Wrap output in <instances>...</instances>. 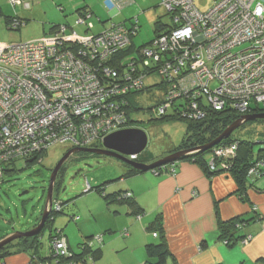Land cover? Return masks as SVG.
Here are the masks:
<instances>
[{"label": "built area", "instance_id": "built-area-1", "mask_svg": "<svg viewBox=\"0 0 264 264\" xmlns=\"http://www.w3.org/2000/svg\"><path fill=\"white\" fill-rule=\"evenodd\" d=\"M10 2L29 7L22 0ZM131 3L104 1L114 13ZM160 3L170 13L172 26L136 48V54L124 52L138 31L136 17L129 26L111 23L89 35H79L66 23L39 40L0 42V176L3 165L13 160L57 145L89 147L127 128L120 105L129 89H140L147 80L137 68L142 64L167 86L161 114L181 96L202 97L212 109L231 107L240 116L264 109V0H211L206 10L193 0ZM79 14L74 24L93 29L86 22L91 13ZM22 25L19 18L9 23L13 29ZM238 47L243 48L235 50ZM192 106L196 109L195 103ZM235 148H214L207 163L210 171L217 168L218 153L224 151L222 158L229 160ZM262 166L255 164L249 174H259L255 168ZM59 205L51 207L60 210ZM246 238L251 240L250 235ZM65 241L53 242L55 256L64 254ZM96 241H102L100 235Z\"/></svg>", "mask_w": 264, "mask_h": 264}, {"label": "rangeland", "instance_id": "rangeland-1", "mask_svg": "<svg viewBox=\"0 0 264 264\" xmlns=\"http://www.w3.org/2000/svg\"><path fill=\"white\" fill-rule=\"evenodd\" d=\"M22 1L24 2V0ZM104 1L105 0H28L30 6L25 8L21 5H12L10 0H0V42L39 40L50 33L49 29L52 24L68 23L69 25H73L74 31L79 35H89L101 31L111 23H125L126 26H129L130 20L136 17L138 31L132 38L133 45L131 49L133 52L131 54H133L135 53L136 47L148 43L154 37L155 33L164 32L172 26L171 15L161 5L160 0H132L131 5L123 7L117 13L110 11L105 6ZM193 1L200 10H206L211 3V0ZM85 10L91 13V17L86 21L93 26V29L90 31H86L83 25L74 24L75 20L80 16L79 13ZM14 16L25 21V24L18 28V30L11 28L6 22V17ZM241 48L238 47L235 50ZM128 58H130L129 55ZM152 80L156 82L159 81L157 75H155ZM146 84L150 85V82L146 81ZM165 91H167V86L165 87ZM165 91H163V86L159 85L148 87L146 90L139 93L135 99L136 107L140 109L131 113V118L134 122L129 128H140L147 133L148 143L146 150L151 153L154 158L149 164L169 154L181 150L192 149L188 147L180 148L185 138L186 121L174 118L156 120L151 116L149 109L158 102ZM199 119L200 120H197L198 122L204 120L202 118ZM231 138L240 142L250 143L252 145L253 155L256 156L259 149L264 146V120L247 121L233 131ZM74 147L76 146L67 147L65 145H57L49 148L42 156L41 161L29 166L26 165V161L23 159L14 162V169L5 174L3 180L0 181V237H2L0 240L6 237L10 232L29 231L32 229L33 225L36 224L37 226L44 210L48 211V213L51 212V210L54 211L52 213L53 216H55L52 223L53 228L62 229V232L68 236L70 242L75 239L76 232H78V227L80 225H82L85 230L89 232L92 231V235L95 238L102 234V231H100L101 229L99 230L100 224L104 223L101 217L97 222L92 223L85 221V214H88L90 218H92L91 211L98 210L103 203L105 204L97 192L88 191L90 189L89 187H96L105 181H111L113 183L118 182V177L121 175L124 168L123 165H129L111 156H102L87 152H76L71 154L59 169L60 172L58 171L56 175L51 205L49 203L46 204L51 171L64 153ZM76 148L95 147L79 146ZM213 149L214 147H211L202 151V156H204L208 150H211L209 156H207V158H211ZM216 152H218V150H216ZM195 153H197L196 150H191L190 153L185 154L181 159L163 164L160 167H154L150 171L154 174H158L159 170L167 169L168 167L174 169V165L177 162L186 159V161H188V159L194 161L199 156ZM223 154L224 151L217 155L222 158ZM216 159L218 160L219 158ZM206 166L207 169L210 168L208 164H206ZM220 166L226 172V161ZM224 171H220V173ZM169 173L173 174L172 172ZM217 174L218 173H216V175ZM56 183L57 185H55ZM126 195L127 194L121 195L125 201H127ZM56 202L60 204V209L63 208L62 212L52 209V204ZM116 202H120V197H116ZM72 214H75L74 216H79L80 220L74 221L70 218ZM237 218L234 219L235 223L239 221ZM241 223L243 222L240 221V224ZM245 224L246 223H243V225ZM45 225L46 222L44 226ZM41 237L43 244L42 250L45 254L49 255L50 244L48 240V229L43 231ZM246 237L247 236L241 238V244L247 245L251 241L247 240ZM29 238L31 237L16 238L0 248V251L4 247H7L6 250L8 252L20 251L19 247L23 248ZM21 242L22 244H20ZM65 243L67 247L62 255V257L65 258L63 260H73L74 257H71L72 252L69 249L68 243L66 241ZM233 243L234 241L229 240V243L227 241V244L232 245ZM94 245L97 246L96 242H94ZM34 251L32 252L33 256H35L36 253ZM53 257L57 258L58 256ZM52 261L53 264H55V260L53 259ZM44 262L46 261L44 260Z\"/></svg>", "mask_w": 264, "mask_h": 264}, {"label": "crops", "instance_id": "crops-1", "mask_svg": "<svg viewBox=\"0 0 264 264\" xmlns=\"http://www.w3.org/2000/svg\"><path fill=\"white\" fill-rule=\"evenodd\" d=\"M174 170L173 174L168 167L161 174L119 176L118 182L110 181L105 190H129L131 203H103L91 211L92 218L82 211L86 222H97L100 217L104 221L99 226L102 255L96 264H143L144 246L161 240L171 253L168 264H264V173L243 193L231 176L209 178L191 161L177 162ZM137 211L140 218L134 214ZM235 217L246 223L235 236L250 235L247 245H225L219 236V220ZM123 229L128 232L126 236L120 235ZM63 234L73 252H79L78 244L93 236L82 225L72 242ZM31 248L10 252L0 258V264H38L49 256L37 247Z\"/></svg>", "mask_w": 264, "mask_h": 264}, {"label": "trees", "instance_id": "trees-1", "mask_svg": "<svg viewBox=\"0 0 264 264\" xmlns=\"http://www.w3.org/2000/svg\"><path fill=\"white\" fill-rule=\"evenodd\" d=\"M24 2H28V0H24ZM13 18H18V17L17 16L6 17V22L8 25ZM20 20H22V19H20ZM22 22H23V24H25V21L22 20ZM56 25H58V24H56ZM56 25H52L51 29H53ZM17 30H18V28H17ZM158 33L159 32L155 33L154 37L157 36ZM132 45H133V42L131 43V45L126 50H124V52L126 54L133 52L131 49ZM136 48H138V47H136ZM136 48H135V50H136ZM130 56H131V54H130ZM131 57L133 58V56H131ZM122 64L125 65V63H121L120 65H122ZM114 65L116 66L117 70H120L121 67L119 66L118 62H116ZM137 68H139L138 70L140 72L147 75V78H146L147 80H145V81L143 80V83H142L140 89L132 87L131 89L128 90V92H126V94H124V96L122 98L124 100L123 101L124 103L121 104L120 107H122V109L124 110L126 119L128 120L127 121V127L128 128L131 127L133 122H134L131 118V113L138 111L140 109V108L136 107V103H135V99L138 96V94L141 93L142 91L146 90L148 87L158 86V85L163 86V91H165V87H166V85L164 84L165 82L162 81V79L159 78L158 76L157 77H158L159 81L156 82V81L152 80L156 74L153 73L154 71H151V70L147 71L146 68H150V67H145L142 64V65H140V67H137ZM148 78H150V79H148ZM146 81L150 82V85H147ZM162 100H163V95H162V97H160L158 102L153 107H151L149 109V111L151 113V116L154 117V119H156V120L174 118L177 120H184L187 122L186 123V133L184 136L185 138L183 139L180 148H186V147L193 148V147L200 146V145H203V144H206V143L212 141L228 125H230L238 117H240V115L237 114L231 107H227L225 109L217 111V110L212 109L210 106L205 105L204 99L202 97H198V99H194V98H187L185 96H181V97L176 98L173 101H170L168 108L165 109V113L161 114L159 112V110H160V107L162 105ZM192 103H195L196 109L193 108ZM253 110H254V114H257V113H259L260 110L262 111L264 109H260V108L257 109L256 108ZM202 114H203V116L199 117ZM199 118H202L204 120L198 122L197 120H200ZM255 120H264V119H255ZM231 144L236 146L235 150L233 151L235 155L229 160L224 159V158H220L217 160L216 159L217 157H216L214 163H215L217 168L215 171H210L209 169H207V166H206V164L208 163V159H209V158H207V156H209V154H210L209 152H211V150H208L204 154V156H202L201 152H197L195 154L199 155V156L194 161L189 160V159H188V161H191L193 163L198 164L203 169V171L206 173V175L209 178L216 175V173H218V174L227 173L228 175H230L234 179L238 189L244 193L246 191V186H251V184H253V182L257 178L261 177L264 173V146H262L259 149L257 155L254 156L253 152H252V145L250 143L240 142L238 140L232 139L230 136L229 138L221 141L220 143H218L217 145H214L213 147L216 148V147H219L222 145L226 146V147H230ZM92 146L95 148H101L102 143L98 142ZM45 152L36 153V154L32 155V157H30V158H27V159L22 158V159L25 160L26 165L29 166L31 164H34L36 162L41 161V158ZM184 159H186V158H184ZM17 160H21V159H16V160H13V161L8 162V163L3 165V167H2L3 173L0 176V181L3 180V177L5 174H7L8 172H10L14 169L13 168L14 162ZM153 160H154V158L151 155V153H149L145 149L142 153L138 154L133 161L149 163V162H152ZM224 161H226V162L228 161L226 164V172L220 166L221 164H223ZM259 162H263V166H262V168H260V170L258 167L255 168V170L259 171V174H257V175L249 174L250 168H252L255 164H257ZM123 167L124 168H123V171L120 175V178L127 177L129 175L142 173V172H140V171H138L132 167L127 166V165H123ZM220 171H224V172L220 173ZM162 172H164V169L159 170L158 174H161ZM109 183H111V182L105 181L102 184L97 185L96 187H90V189L88 191L97 192L98 195L103 199V201H105V203L107 205L112 203L113 201L115 202L116 197H120L121 203H124V202L125 203H127V202L131 203V201H132L131 191L120 190V191H114V192L108 193L105 189ZM55 185H57V183ZM126 193L131 194V197L127 198V201H125L124 198H122V196H121L123 194L125 195ZM62 211H63V208L60 209V212H62ZM53 212H54L53 210H51V212H49L48 218L46 219V225L40 231V233H38L37 235L32 236L31 238L27 239L28 242L25 243V246H23V248L26 249L28 247H37L41 251L43 248L42 247L43 244L41 241V238H42L41 235L45 229H48V240H49V244H50V254L48 257L43 258L41 262L39 261L38 264H51L50 260H53V259L55 260V264H79V263L80 264L81 263L96 264V262L101 258V255H102V250H101L100 244L103 242V234H100V236L102 238V241L100 243H97L95 237L90 236V237H87L84 242L78 244L77 248H78L79 252L71 251L72 252L71 257H74L73 260L65 261V260H63L65 258L62 256H58L60 259L58 257L57 258L53 257V256H55L54 255L55 250L53 248V242L55 240H57L58 238H64L66 240V237L63 234L61 229L53 228L52 223L55 219V216H53V214H52ZM134 214H135L136 218H140V216H141L140 211H137ZM74 215L75 214H72L70 216V218H72L74 221L79 220V216H74ZM236 218L237 217L226 220V221L219 220V222H218L219 234H220L219 236L225 245H231V244H227V241L229 243V240L234 241V243L240 242V240H241V237L240 238L236 237L235 233L241 229V227L243 226V223L240 224L241 220L239 218H237V219H239V221H236V223H235L234 219H236ZM34 226H36V224L33 225L32 228ZM11 233H13V232L8 233L7 235H9ZM127 234H128V232L126 231V229H123L122 231H120L121 236H126ZM0 238H2V237H0ZM242 238H244V236ZM94 242H96L97 246L94 245ZM20 244H22V242ZM6 248L4 247L0 251V258H3L5 255L10 253L6 250ZM19 249H21V247H19ZM144 251L146 254V259L143 262V264H168V260L171 258V253L169 252V250L167 248L165 240H161L158 243L146 244L144 246ZM44 260L47 263L44 262Z\"/></svg>", "mask_w": 264, "mask_h": 264}, {"label": "water", "instance_id": "water-1", "mask_svg": "<svg viewBox=\"0 0 264 264\" xmlns=\"http://www.w3.org/2000/svg\"><path fill=\"white\" fill-rule=\"evenodd\" d=\"M255 119H264V113L242 115L237 120H235L230 125H228L215 139H213L209 143H206L202 146H198L196 148H192L190 150H181L173 154H169L150 164L143 162H136L133 160H129L127 158V156L138 155L142 153L147 147V143H148L147 133L140 128H124L109 133L104 137L101 148H76V147L71 148L64 153V155L59 159V161L51 171L48 189H47L46 204L49 203L51 205V202L53 200L52 193H53V187H54L56 175L59 169L61 168V166L63 165V163L65 162V160L71 154H74L76 152H87L102 156H111L124 163H127L129 166L140 172H148L154 167H160L163 164L171 163L181 159L185 154L190 153L191 150H196L197 152H202L204 150H207L213 147L214 145H217L221 141L229 138L233 133V131L236 130L238 127H240L243 123ZM48 215H49L48 211L44 210L42 212L40 221L35 228H32L29 231H24V232H19V231L13 232L7 235L6 237H4L2 240H0V248H2L4 245L13 241L16 238L32 237L37 235L43 229L46 219L48 218Z\"/></svg>", "mask_w": 264, "mask_h": 264}, {"label": "bare ground", "instance_id": "bare-ground-1", "mask_svg": "<svg viewBox=\"0 0 264 264\" xmlns=\"http://www.w3.org/2000/svg\"><path fill=\"white\" fill-rule=\"evenodd\" d=\"M165 166V165H164Z\"/></svg>", "mask_w": 264, "mask_h": 264}]
</instances>
